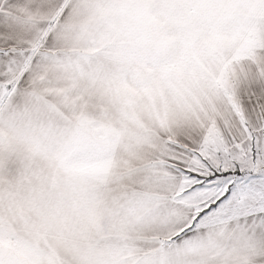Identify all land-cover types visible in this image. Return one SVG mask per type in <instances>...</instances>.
Segmentation results:
<instances>
[{
    "label": "snow or ice",
    "instance_id": "1",
    "mask_svg": "<svg viewBox=\"0 0 264 264\" xmlns=\"http://www.w3.org/2000/svg\"><path fill=\"white\" fill-rule=\"evenodd\" d=\"M0 264H264V0H0Z\"/></svg>",
    "mask_w": 264,
    "mask_h": 264
}]
</instances>
